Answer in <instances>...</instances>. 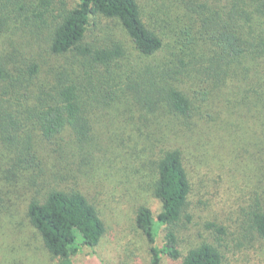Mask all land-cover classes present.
I'll use <instances>...</instances> for the list:
<instances>
[{"label":"trees","instance_id":"trees-1","mask_svg":"<svg viewBox=\"0 0 264 264\" xmlns=\"http://www.w3.org/2000/svg\"><path fill=\"white\" fill-rule=\"evenodd\" d=\"M113 112L136 137V160L161 204L156 217L145 206L136 211L149 264L162 257L222 264L229 230L232 240L264 242V0H0V146L8 175L34 168L36 140L46 154L62 149L50 145L64 135L83 147L93 142L96 119ZM240 122L257 132L260 148L250 156L261 177L254 161L250 170L260 187L238 212L229 206V226L210 217V234L182 252L194 164L223 170L234 145L250 142ZM26 217L53 264H74L80 248H95L105 232L77 190L37 194Z\"/></svg>","mask_w":264,"mask_h":264},{"label":"rangeland","instance_id":"rangeland-1","mask_svg":"<svg viewBox=\"0 0 264 264\" xmlns=\"http://www.w3.org/2000/svg\"><path fill=\"white\" fill-rule=\"evenodd\" d=\"M144 7L150 11L149 6ZM112 115L113 119H96L93 142L82 143L83 147L72 145L64 135L63 139L49 144L50 148L62 149L46 154L41 150L43 142L35 139L38 158L34 168L16 175H8L5 171L9 166L5 164L6 151L0 146V264H53L51 255L26 217L31 199L47 190L81 192L104 223L105 232L98 245L93 249L80 248L72 258L74 264H149V244L136 227V211L145 206L156 217L161 204L152 194L149 171L136 160V137L130 133L129 124L116 112ZM238 126L250 137V142L242 137V142L234 145V153L230 154V162L223 170L219 171L211 162L194 164L197 183L189 199L192 221L190 225L180 224L182 229L179 227L182 252L210 234L205 227L210 217L216 222L219 218L229 226L233 218L229 206L238 212L243 199L246 201L254 196V191L260 187L258 178L250 170L254 161L257 176L261 177L260 162L250 156L260 148L255 144V126L251 124L246 128L241 122ZM259 138L264 143V135L259 134ZM218 172L220 178L216 176ZM210 179L214 185L208 189L205 185H210L207 184ZM212 205L215 209L210 215ZM229 231L224 245L230 250L222 264H264L262 240L254 237L250 241L237 236L232 240L234 230ZM160 264L176 262L162 257Z\"/></svg>","mask_w":264,"mask_h":264}]
</instances>
